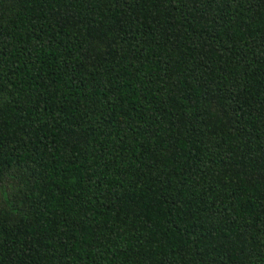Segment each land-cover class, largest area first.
Wrapping results in <instances>:
<instances>
[{"label": "trees", "instance_id": "trees-1", "mask_svg": "<svg viewBox=\"0 0 264 264\" xmlns=\"http://www.w3.org/2000/svg\"><path fill=\"white\" fill-rule=\"evenodd\" d=\"M0 264H264V0H0Z\"/></svg>", "mask_w": 264, "mask_h": 264}]
</instances>
